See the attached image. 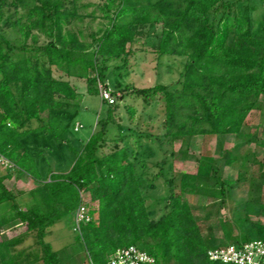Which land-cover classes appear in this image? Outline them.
Returning a JSON list of instances; mask_svg holds the SVG:
<instances>
[{
  "label": "trees",
  "instance_id": "16d2710c",
  "mask_svg": "<svg viewBox=\"0 0 264 264\" xmlns=\"http://www.w3.org/2000/svg\"><path fill=\"white\" fill-rule=\"evenodd\" d=\"M222 2L103 0L98 8L108 24L96 37L91 33L92 42L87 43L80 29L70 27L73 21L82 20L78 10L86 7L76 0H0V156L9 163H0L7 168L0 175V209H5L0 211V264H27L30 256L31 261L60 264L58 252L45 241L47 230L81 204L88 206L89 219L80 221L75 229L73 218V228L91 264H104L113 251L130 244L145 249L155 264H164L167 259L176 264H234L208 258L210 246L204 238V226L182 199L184 192L195 189L197 180L210 176V159L199 161L195 173L180 176L179 192L172 188L169 193L168 211L152 219L139 189V173L128 158L123 128L114 120L117 103L102 100L107 108L96 121L99 129L76 150L65 138L66 126L58 118L75 106L78 93L68 80L53 75L55 67L67 76L83 78L87 92L94 93V81L104 78L99 59L102 63L115 58L125 60L145 26L160 24L158 53L186 56L180 73L183 79L178 89L156 83L138 93L148 99L163 95L166 126H175L178 135L237 134L264 95V18L253 22L251 7L241 15L223 12L219 16ZM6 8L14 13L8 16ZM19 9L22 14L18 15ZM10 30L20 36L15 46L5 35ZM40 35L45 39L43 43L39 42ZM189 106L193 107L192 116L178 121L176 110ZM129 114L134 115V108L129 107ZM205 122L210 123L209 129ZM111 124H116L118 130L113 139L114 151L99 155ZM32 132H43L67 143L74 155L67 171L42 178L34 152L23 142ZM248 138L254 140L255 134L249 133ZM232 160L225 154L226 163ZM261 168L260 183L264 185V164ZM13 176H29L38 183L30 191L26 208L18 204L13 190L4 184ZM168 185L172 187L171 180ZM82 193L88 194V203L82 202ZM259 199V207L264 209ZM244 220L237 219L239 237L231 236L222 224L226 238L236 244L264 240V224L251 222L243 230ZM19 224L25 225L26 233L35 235L41 256L36 251L15 249L22 236L3 235L4 229Z\"/></svg>",
  "mask_w": 264,
  "mask_h": 264
},
{
  "label": "rangeland",
  "instance_id": "374dc122",
  "mask_svg": "<svg viewBox=\"0 0 264 264\" xmlns=\"http://www.w3.org/2000/svg\"><path fill=\"white\" fill-rule=\"evenodd\" d=\"M76 1L86 7L78 10L83 15L82 20L73 21L70 27L80 29L84 35L81 37L82 40L90 43L93 38L89 35L95 33L96 37L97 33L108 24V19L102 16L98 8L103 0ZM223 5H227V8ZM246 7L252 8L250 16L253 22L264 18V2L259 0H223L219 3L218 15L223 12H228L230 16L241 15ZM6 10L8 16L14 13L13 9L6 8ZM19 14H22L21 9L18 11ZM160 30V24L145 26L143 34L138 35L131 44L132 53L125 60L115 58L102 63L99 59L98 67L104 78L94 81L96 92H88L85 103L81 101V95L86 90V81L73 76L72 80L78 82L79 95L72 108L77 109L78 112L74 119H70L72 123L69 130L72 134L68 133L72 136L85 134L86 137H82L80 142L78 140L73 143L75 149L80 150L90 134L99 129L95 126L96 121L105 115L107 108V103L99 96V89L105 84L116 99L118 108L114 120L123 128L121 135L126 137L125 142L129 146L128 158L139 173V189L149 216L156 220L165 214L168 211V196L171 189L179 192L180 176L183 173H195L199 161L210 159L212 164L210 176L197 180L195 189L184 192L182 199L188 202L195 219L204 226L203 234L207 246L213 248L216 245L236 244L234 240H228L225 235L226 231H231L233 237L241 235L238 218H245L243 230L251 222L264 224V209L259 207L256 200L260 198L259 201L264 206V185L260 183L261 166L264 164V95L259 98L258 107L248 114L245 125L237 134H176L175 126H166L163 95L158 94L148 99L138 93L140 89L151 87L156 83L171 85L170 89L180 88L183 79L181 72L187 58L176 53L169 55L158 53ZM5 35L14 46L20 43V36L16 30L6 31ZM44 41V37L40 35L39 42ZM91 49L92 47L89 51ZM64 74L58 68H53V75L56 78H61ZM90 75L94 76V73L91 72ZM122 95L123 99L120 98ZM129 107L134 108L133 116L129 114ZM192 109V106L177 109L175 113L177 120L181 121L184 117L192 116ZM75 123H81L82 127L72 131V125ZM204 124L206 129L211 127L208 122ZM115 125L108 126L105 142L98 151L99 155L114 151L113 139L118 135ZM249 133L255 134L254 140L248 138ZM29 138L37 137H28L31 141ZM69 152L71 159L74 158L72 152L70 150ZM225 154L233 157L231 163L225 162ZM47 167L39 165L38 171L42 173L43 169L44 178L49 177L48 171H45ZM69 168L70 166L66 168L63 165L57 167V170L67 171ZM6 169L0 165V175L4 174ZM168 180L172 181V187L168 185ZM27 181L26 183H18L17 179L5 181L6 186L13 190L18 204L23 208L27 207L30 199L32 189L28 188L34 185V180ZM81 199L82 202L88 203V194L82 193ZM83 205L87 211L88 206ZM4 210L0 209V211ZM73 218L74 212L55 221L48 228L45 241L58 252L60 264H91L83 243L75 238L78 232L73 228ZM222 224L226 226V231ZM25 231V225L19 224L11 225L2 233L6 238L22 236V241L15 249L25 252L36 251L41 256V248L36 242L35 235ZM31 259L32 256L29 257L27 264H43L39 259L37 261ZM164 264L176 263L173 259H167Z\"/></svg>",
  "mask_w": 264,
  "mask_h": 264
},
{
  "label": "built area",
  "instance_id": "2783aa9c",
  "mask_svg": "<svg viewBox=\"0 0 264 264\" xmlns=\"http://www.w3.org/2000/svg\"><path fill=\"white\" fill-rule=\"evenodd\" d=\"M102 100L112 104L115 102L111 90L104 84L99 89ZM0 163L8 165V161L0 156ZM89 219L87 211L81 204L74 212L75 229H78L80 221ZM210 260L234 264H264V240L253 239L240 244H228L207 249ZM104 264H155L153 256L138 245L130 244L119 247L109 255Z\"/></svg>",
  "mask_w": 264,
  "mask_h": 264
},
{
  "label": "crops",
  "instance_id": "0c3cea01",
  "mask_svg": "<svg viewBox=\"0 0 264 264\" xmlns=\"http://www.w3.org/2000/svg\"><path fill=\"white\" fill-rule=\"evenodd\" d=\"M54 68V67H53ZM63 73V72H62ZM64 74V73H63ZM55 77V76H54ZM60 78V77H57ZM74 77L73 76H67L64 74V76L61 77V79L64 80H68L71 84H74L73 86L76 88V91L79 95V90L77 89L78 86V82L72 80ZM77 84V85H76ZM83 85V84H82ZM86 90H84V93L81 95V101L85 103L86 101V96H87V86H85ZM77 95V97H78ZM85 108H87L86 104H85ZM65 110V109H63ZM67 111V110H65ZM77 109L70 107L69 110L67 111V113L63 116H60L58 118V121L60 124L65 125L66 129L64 130L63 134L65 136V138H67L72 144L76 143L78 140V142H80L81 138L85 136V134H79V135H69L68 132L71 133V131L69 130V128L71 127V123L72 120H70L71 118H75V116H77ZM79 116V115H78ZM72 131H77V129L81 128L82 125L81 123H75L74 125H72ZM33 133V135H31ZM30 135L27 134L24 138H23V142L25 144V146L27 148H29L31 150V152H34V161L36 163L37 168L39 169V165L41 166H48L47 168H45V171L48 173V175H50L51 173H55V172H65V171H59L57 170V167L63 166L65 165L66 168H68L69 166L72 165L74 158L71 159V153L69 152V148L67 147V143L65 142H58L56 140H54L50 135L48 136L47 134H44L43 132H32ZM72 134V133H71ZM28 137H37L35 138H29L31 141L28 140ZM86 137V136H85ZM86 142V141H85ZM74 147V146H73ZM75 148V147H74ZM38 158H42L43 160H40ZM40 172V170H39ZM42 178H44V174H43V169H42V173L40 172ZM12 179H17L18 183L23 182L26 183L28 182L27 180H30L33 182L32 178H25L24 177H11V178H7L4 180V184L6 180H12ZM34 185L31 187H29L28 189H34L35 187L38 186V183L36 181L33 182ZM6 185V184H5ZM9 188V187H8ZM28 190V191H29Z\"/></svg>",
  "mask_w": 264,
  "mask_h": 264
},
{
  "label": "clouds",
  "instance_id": "9594fccd",
  "mask_svg": "<svg viewBox=\"0 0 264 264\" xmlns=\"http://www.w3.org/2000/svg\"><path fill=\"white\" fill-rule=\"evenodd\" d=\"M102 100V99H101Z\"/></svg>",
  "mask_w": 264,
  "mask_h": 264
}]
</instances>
